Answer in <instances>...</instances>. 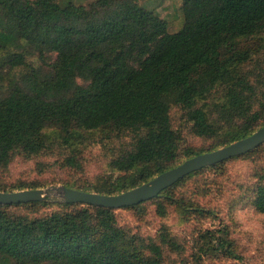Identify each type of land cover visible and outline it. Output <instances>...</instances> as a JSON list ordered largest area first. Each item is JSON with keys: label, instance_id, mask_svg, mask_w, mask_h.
I'll return each instance as SVG.
<instances>
[{"label": "trees", "instance_id": "trees-1", "mask_svg": "<svg viewBox=\"0 0 264 264\" xmlns=\"http://www.w3.org/2000/svg\"><path fill=\"white\" fill-rule=\"evenodd\" d=\"M180 11L169 32L139 0H0V167L59 152L78 168L99 144L123 174L78 188L115 193L176 159L175 108L207 139L262 120L264 0H182ZM261 179L241 201L264 214ZM66 206L30 216L0 205V264H163L161 245L119 227L112 210Z\"/></svg>", "mask_w": 264, "mask_h": 264}, {"label": "rangeland", "instance_id": "rangeland-1", "mask_svg": "<svg viewBox=\"0 0 264 264\" xmlns=\"http://www.w3.org/2000/svg\"><path fill=\"white\" fill-rule=\"evenodd\" d=\"M87 3L90 0H81ZM159 12L168 22V31L174 32L182 24L180 6L182 0H139ZM69 16H64V19ZM179 109L171 112L173 123L179 128L182 146L205 148L209 139L192 134L180 120ZM106 153L99 144H93L80 154L81 170L62 165L59 152L40 153L30 158L15 154L5 168H0V185L8 188L20 183L23 186L58 185L63 182L94 183L108 173ZM264 178V146L249 158H239L217 169H205L181 183L173 194L183 202L199 204L215 216H182L175 206L167 205L165 215L159 214L157 204L147 201L142 213L135 209H116L117 224L146 242L155 240L161 245L163 264H184L198 253L201 233L206 228L216 229L221 222L224 228L220 236L226 240L239 259L209 249L204 254L203 264H264V214L256 212L241 201L247 190ZM264 180V179H263ZM53 207H42L49 212ZM165 231L180 245L173 248L161 242L160 232Z\"/></svg>", "mask_w": 264, "mask_h": 264}, {"label": "water", "instance_id": "water-1", "mask_svg": "<svg viewBox=\"0 0 264 264\" xmlns=\"http://www.w3.org/2000/svg\"><path fill=\"white\" fill-rule=\"evenodd\" d=\"M235 127L236 128L229 129L225 126L224 130L220 131L218 136L209 139L210 143L205 148L195 149L191 146L183 147L181 136L178 156L173 162H169L165 168L153 174L150 178L120 192L104 193L78 188V186L93 185L110 175L114 177L122 175V172H113L111 170L109 166V157L107 161L109 172L91 184L63 182L58 185L42 187L41 185L23 186L18 183L10 188L0 185V205L15 206L16 208H13V211L28 214L30 216H45L52 212L66 211V205L69 204H76L79 207L97 206L112 210L115 216L116 209H135L142 213L141 208L143 203L147 201H159L165 207V213L167 205H171L175 206L182 216L195 215L203 218L215 216L214 212L204 209L199 204H194L191 201L183 202L179 200L173 192H175L174 190L181 185V183L199 172L205 169L220 168L225 163L235 159L249 158L264 146V118L247 132L243 130L236 132L238 127ZM225 132L226 134H231L224 137ZM187 149H191V152L193 151L190 156H187ZM78 160L80 163V167L78 168L64 165L63 162L62 165L74 170H81L82 161L80 156H78ZM5 167L2 166L0 168ZM165 193L173 198L174 201L167 202ZM160 195L162 196L160 197ZM34 202H39V204L36 207L32 206L31 204ZM50 205L53 207V210L45 213L41 212L42 207ZM218 225L219 227L216 229L206 228L202 231V239L201 243L198 245V253L193 255L192 259L184 264H193L198 258L200 259V264H203L204 254L209 249H215L216 252L224 253L228 257L235 259L240 258L237 252L232 250L226 240L219 235L224 228H221V226H223L221 222H219ZM161 233L165 234L169 240L175 242L178 247H180L174 238L167 232L161 231L160 234Z\"/></svg>", "mask_w": 264, "mask_h": 264}]
</instances>
